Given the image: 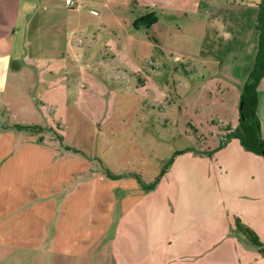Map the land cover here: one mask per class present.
<instances>
[{"label":"crops","instance_id":"obj_1","mask_svg":"<svg viewBox=\"0 0 264 264\" xmlns=\"http://www.w3.org/2000/svg\"><path fill=\"white\" fill-rule=\"evenodd\" d=\"M78 1L87 9H99V15L69 9L67 30L95 34L98 28L119 54L126 52L134 68L131 80L147 91L146 85L156 86L150 79L153 65L160 69L154 59L156 46L151 37L133 33L145 29L133 26L143 16L131 14L136 0ZM258 2H235L208 15L201 65L184 64L190 82L172 88L166 81L160 86L166 97L163 106L152 94L148 106L160 107L159 120L144 125L160 126L165 132L181 127L191 143L174 150L173 155L185 152L175 156L154 190H143L142 184L149 185L150 179L139 174L112 172L123 178L106 177L97 161L69 157L64 144L51 138L38 142L37 135L22 137L21 154L15 157L13 140L19 139L20 130L10 125L5 130L9 136L0 139V222L6 219L14 190L16 211L30 215L32 224L39 223L34 228L45 231L49 251L70 262L88 258L89 264H264V255L236 224L239 220L264 244V157L246 151L237 139L216 150L227 127L239 125L240 87L253 68L258 45ZM24 5V0H0L1 92L12 75L18 77L11 57ZM180 64L165 68L177 72ZM203 69L210 70L207 77ZM31 113L39 116L35 107ZM146 113L151 119L152 111ZM258 115L264 138V78ZM212 151L211 156L205 154Z\"/></svg>","mask_w":264,"mask_h":264},{"label":"rangeland","instance_id":"obj_2","mask_svg":"<svg viewBox=\"0 0 264 264\" xmlns=\"http://www.w3.org/2000/svg\"><path fill=\"white\" fill-rule=\"evenodd\" d=\"M253 1L136 0L132 15L154 16L149 28L133 32L138 37H151L156 46L154 59L160 69L153 65L156 73L150 74V79L154 78L157 87L148 84L147 91L131 80L134 68L126 52L119 54L98 28L95 34L67 30L69 9H84V13L87 10L95 16L99 15V9H87L85 3L72 8L66 5V0H24L25 14L11 57L12 71L18 77L12 75L5 91H0V139L9 136L7 126H31L38 122L45 128L48 122L53 128L38 136L59 141L61 135L69 157L97 161L96 166L102 165L113 173H135L153 183L174 150L191 143L181 127L168 133L160 126L144 125L145 121L159 120L160 107L148 106L152 94L157 95L163 106L166 97H162L160 86L165 87L166 81L172 88L179 82H190L184 74L188 72L184 64L201 65L208 15L230 8L235 2ZM176 61L183 63L179 65L180 71L165 68ZM209 71L203 69L202 74L207 77ZM150 79L147 81L152 83ZM196 81L202 79L197 77ZM1 87L0 82V90ZM32 107L39 116L30 114ZM148 111L153 113L151 119ZM140 121L143 125H136ZM29 134L20 131L19 139L13 140L15 157L21 154L18 151L21 138ZM29 150L35 151L31 147ZM13 192L9 200L16 205ZM12 203L5 221L0 222V264H89L88 258L70 262L54 256L42 236L45 231L34 228L40 224H32L28 221L30 215L22 210L17 212ZM18 220L21 222L17 223Z\"/></svg>","mask_w":264,"mask_h":264},{"label":"trees","instance_id":"obj_3","mask_svg":"<svg viewBox=\"0 0 264 264\" xmlns=\"http://www.w3.org/2000/svg\"><path fill=\"white\" fill-rule=\"evenodd\" d=\"M257 24L256 32L258 33V45L255 55V61L253 68L246 80V82L240 87V106H239V125L237 128L233 129L227 127V133L222 138V141L219 147L216 150H219L226 146L231 140L237 139L242 144L243 148L246 151L252 152L254 154L264 157V138L262 136L261 122L258 115L259 109V86L261 81L264 78V0H259L257 4ZM153 15H146L137 18L133 26L138 29L140 27L149 28L152 21ZM17 130L25 131L33 135H41L51 128H44L37 125L31 126H22L15 125ZM58 140L63 143V137L58 136ZM38 141L43 142V137L39 136ZM215 150V151H216ZM212 152L205 154L213 155ZM185 151H177L174 153L173 157L167 162L165 167L162 169L160 176L151 184L144 185L141 182V179L138 177L140 184L144 191H152L156 188L161 177L166 173V171L172 165L175 156L184 153ZM106 177L110 179H121L123 175H114L111 171L104 168ZM237 228L241 231L250 243L256 247L261 254L264 255V244L260 241L259 237L249 228L244 226L239 220H237Z\"/></svg>","mask_w":264,"mask_h":264},{"label":"built area","instance_id":"obj_4","mask_svg":"<svg viewBox=\"0 0 264 264\" xmlns=\"http://www.w3.org/2000/svg\"><path fill=\"white\" fill-rule=\"evenodd\" d=\"M66 5L72 8H79V1L78 0H66Z\"/></svg>","mask_w":264,"mask_h":264}]
</instances>
